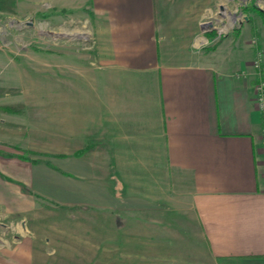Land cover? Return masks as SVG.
<instances>
[{
	"label": "crops",
	"instance_id": "crops-1",
	"mask_svg": "<svg viewBox=\"0 0 264 264\" xmlns=\"http://www.w3.org/2000/svg\"><path fill=\"white\" fill-rule=\"evenodd\" d=\"M207 3L94 0L98 62L77 85L68 81L71 139L36 161L0 150V204L93 210L74 218L85 231L103 220L96 252L108 244L129 264H264L253 67L262 50L264 69V36L254 30L229 49L202 48L212 38ZM23 246L37 252L31 264H82L77 256L48 263L56 253L48 244Z\"/></svg>",
	"mask_w": 264,
	"mask_h": 264
},
{
	"label": "rangeland",
	"instance_id": "rangeland-1",
	"mask_svg": "<svg viewBox=\"0 0 264 264\" xmlns=\"http://www.w3.org/2000/svg\"><path fill=\"white\" fill-rule=\"evenodd\" d=\"M206 1L203 29L210 30L212 38L206 41L204 37L202 48H216L224 43L229 49L241 34L251 35L254 30L258 36H264V27L254 10L249 15L255 17L257 28L246 20V7L254 2L264 9V0ZM94 7V0H17L13 11L0 10V88H3L0 105L17 101L26 104L23 113L0 109L2 152L43 158V154H51L44 150L59 151L71 139L70 130H66L67 84L71 79L74 85L80 83L82 73L87 74L98 62L100 36ZM253 67L257 78L260 69L264 74L262 66ZM30 146L40 150L33 151ZM91 211L68 209L42 199L37 208L25 213L12 212L0 204V264H31L29 260L33 256L37 259V252L32 253L23 245L33 243H41L42 247L48 244L49 249L54 246L56 253L48 263L77 256L82 264H87L86 260L92 264H129L127 253H121L122 259L115 260V251L107 250L108 244L104 253L96 252L94 233L101 232L104 236L103 220L98 222L94 218L90 221L94 228L85 231L82 222L77 223L74 218L77 213L93 216ZM40 259L36 264H40Z\"/></svg>",
	"mask_w": 264,
	"mask_h": 264
},
{
	"label": "trees",
	"instance_id": "trees-1",
	"mask_svg": "<svg viewBox=\"0 0 264 264\" xmlns=\"http://www.w3.org/2000/svg\"><path fill=\"white\" fill-rule=\"evenodd\" d=\"M16 1L17 0H0V10L2 11H13L14 7L16 5ZM246 9L248 10V20L249 22H253V28H257V24L255 21V17H253V15H249V12L251 10H254L258 17L261 20V23L264 27V9L259 8L256 4L251 3V5H249V7H246ZM236 29V28H235ZM237 32H239V29H237ZM256 33L258 34V32L256 31ZM214 34V33H213ZM3 88H0V91H2ZM0 109L3 110L6 113H23L26 110V104L24 102H9V103H5V104H1L0 105ZM30 152V151H29ZM77 154H80V151L77 152ZM20 157L25 158V159H31L33 161H36V158H30L27 154H21Z\"/></svg>",
	"mask_w": 264,
	"mask_h": 264
},
{
	"label": "built area",
	"instance_id": "built-area-1",
	"mask_svg": "<svg viewBox=\"0 0 264 264\" xmlns=\"http://www.w3.org/2000/svg\"><path fill=\"white\" fill-rule=\"evenodd\" d=\"M262 61H263V52L262 50H258L253 60V65L257 69H260L262 66ZM257 79L258 80L256 83L255 100L257 106L262 112V117H263L262 133L264 137V74L262 73L261 69L259 70V77Z\"/></svg>",
	"mask_w": 264,
	"mask_h": 264
},
{
	"label": "water",
	"instance_id": "water-1",
	"mask_svg": "<svg viewBox=\"0 0 264 264\" xmlns=\"http://www.w3.org/2000/svg\"><path fill=\"white\" fill-rule=\"evenodd\" d=\"M247 18V17H246Z\"/></svg>",
	"mask_w": 264,
	"mask_h": 264
}]
</instances>
